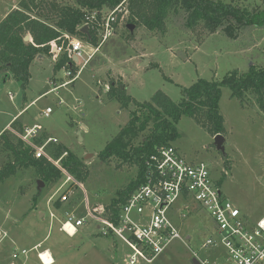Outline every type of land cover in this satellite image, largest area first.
Returning a JSON list of instances; mask_svg holds the SVG:
<instances>
[{
  "label": "rangeland",
  "instance_id": "rangeland-1",
  "mask_svg": "<svg viewBox=\"0 0 264 264\" xmlns=\"http://www.w3.org/2000/svg\"><path fill=\"white\" fill-rule=\"evenodd\" d=\"M15 1L18 4L21 0ZM222 1L242 8L264 7V0ZM13 6V0H0V20L8 13L6 8ZM127 19L128 15L120 19L116 35L73 81L66 70L54 73L56 57L33 62L31 81L25 89L0 64V132L34 102L23 112L20 122L30 123L29 126L35 122L44 131L31 144L24 143L35 150L48 138H54L58 143L47 147L48 157L54 159L50 154L52 147L63 146L82 159L88 171L84 183L68 172L78 181L75 187L83 188L73 186L69 201L59 206L50 207L47 202L61 181H42L43 186L38 189L41 179L33 168L21 169L0 184V264H42L36 251H31L27 258L22 251L32 250L47 236L39 251L50 252L53 264H125L129 247L118 237L101 236L93 224L81 228L73 238L60 231V220L67 214L86 213V197L90 209L98 205L108 207L117 192L137 176L136 166L114 160L103 163L98 158L127 126L133 111V105L123 108L118 101L108 98L105 91L110 89L111 81L123 84L137 103L150 102L159 91L179 103L183 88L199 80L221 81L229 73H247L252 66H264V28L237 31L236 38L227 37L221 30L213 35L202 30L193 32L185 26L186 14L181 12L169 17L165 36L142 27L132 35ZM83 47L88 54L92 52L84 41ZM78 68H82V63ZM11 95L15 101L10 99ZM47 108L53 110L49 117L42 115ZM220 113L225 121L224 154L217 149L209 129L192 118L181 119L180 137L172 145L188 163L209 165L215 180L222 183L223 194L251 223H256L264 218V110L254 95L247 94L241 103L230 88H223ZM89 155L93 156L87 159ZM6 157L0 145V168ZM64 191L55 196L56 201ZM185 204L183 200L178 202L176 213L170 215L182 239L175 240L153 260H141L140 264H193L195 258L208 264H231L226 251L203 247L208 239H216L209 214L193 205L194 211L183 220L178 212ZM38 213L44 214L45 219ZM51 213L57 214L53 223ZM43 259L48 262L45 256Z\"/></svg>",
  "mask_w": 264,
  "mask_h": 264
},
{
  "label": "trees",
  "instance_id": "trees-1",
  "mask_svg": "<svg viewBox=\"0 0 264 264\" xmlns=\"http://www.w3.org/2000/svg\"><path fill=\"white\" fill-rule=\"evenodd\" d=\"M123 3L128 15L127 24L161 36L167 33L169 17L181 12L186 14L185 26L193 32L202 30L213 35L221 30L227 37L236 38L243 29L264 28V7L242 8L222 0H22L19 9L0 23L2 68L25 89L31 81L33 62L39 56L52 57L54 43L65 48L55 62V72L66 70L71 73L70 80L74 79L79 68L70 56L65 35L97 45L96 30L90 27L87 35L81 32V27L92 13L113 10ZM126 15L121 13L119 18ZM28 35L32 42L25 41ZM223 88H230L234 98L241 103L247 94L254 95L264 110V66H252L247 73H229L221 81L199 80L191 87L183 88L179 103L162 91L150 102L137 103L127 94L123 84L110 82V89L105 91L108 98L118 101L123 108L133 105V111L127 126L108 143L98 158L103 163L114 160L136 166L138 172L135 180L117 192L108 211L117 216L121 206L145 183L151 157L179 139L178 124L183 117L207 127L213 137L225 136V121L220 113ZM22 133L23 129L19 128L18 134ZM16 135L6 131L0 136L1 149L7 153L6 163L0 168V184L14 177L19 170L31 168L46 184L62 183V172L46 158H36L34 149ZM66 153L67 156L62 158ZM50 154L54 160L62 158L61 166L84 183L88 171L82 159L63 146L52 147Z\"/></svg>",
  "mask_w": 264,
  "mask_h": 264
},
{
  "label": "built area",
  "instance_id": "built-area-1",
  "mask_svg": "<svg viewBox=\"0 0 264 264\" xmlns=\"http://www.w3.org/2000/svg\"><path fill=\"white\" fill-rule=\"evenodd\" d=\"M123 6L124 3L106 12L96 11L87 18L81 29L84 27L95 29L98 39L97 45L86 42L92 48L90 54L84 50L81 39L65 35L71 58L77 59L74 61L77 67L82 63V68L74 79L89 65L104 44L116 35V27L120 22L119 15L127 14ZM121 19L123 20L124 16ZM52 48L56 51V57L65 50L64 45L58 47L54 43ZM66 72L70 78L71 73ZM10 98L13 99L14 96L11 95ZM52 112V108H47L42 115L49 117ZM42 130L41 126L33 122L22 134L17 135L23 142L31 144ZM57 143L56 139L48 138L44 145L35 148L34 151L36 158H46L64 175V181L60 183L57 192L65 190L58 200L63 204L69 201L77 180L61 166L60 161L67 153L60 160L51 159L46 155L47 147ZM148 166L145 183L121 206L117 216L101 205L90 209L86 197V213L81 216L67 214L61 222V231L75 237L81 228L94 224L103 236L118 237L129 247L130 252L125 256V264H140L141 260H153L175 240L182 239L181 232L170 215L172 212L176 213V204L183 200L186 204L178 212L180 218L186 219L194 211V205L198 210L206 211L214 222L216 239H208L203 244L204 248L226 251L227 260L231 264H264V218L251 223L249 218L223 194L209 165L203 162L188 163L179 150L171 145L162 147L152 156ZM80 186L74 189H79L82 187ZM51 218L54 219L55 216L52 214ZM43 252L38 254L42 264ZM22 255L28 257L29 251H22ZM17 257L18 255L15 256ZM199 261L201 264H208L206 261ZM53 263L54 260L51 264Z\"/></svg>",
  "mask_w": 264,
  "mask_h": 264
},
{
  "label": "crops",
  "instance_id": "crops-1",
  "mask_svg": "<svg viewBox=\"0 0 264 264\" xmlns=\"http://www.w3.org/2000/svg\"><path fill=\"white\" fill-rule=\"evenodd\" d=\"M22 1V0H21ZM20 1V2H21ZM20 2L17 4L16 3V1L15 0H13V4H14V6L11 8V9H9L8 7L6 8V11L8 12L6 15H4L3 16V18H2V20H0V23L6 18V16L8 15V14H10L12 11H14V10H17V9H19V5H20ZM29 42H32V38L30 37V41ZM86 43V42H85ZM53 49V48H52ZM52 53H53V56L52 57H56V51L53 49L52 50ZM45 57H48V56H39L37 59L38 60H43V59H45ZM56 59H58V57H56ZM56 62V61H55ZM33 65V64H32ZM54 66H55V63H54ZM54 73H56L55 72V70H54ZM54 82H55V80H54ZM56 88V87H55ZM11 99V98H10ZM12 101H15V96H14V98L13 99H11ZM34 104V102H32L30 105H33ZM30 105H28L23 111H21L17 116H15L14 117V119H13V121L11 122V123H9V125H8V127H7V129L6 130H4L3 129V131L2 132H0V136L4 133V132H6V131H8V132H12V133H14V134H18V130H19V128H22L23 129V131L25 130V128L26 127H30L29 126V124L27 125V124H24V123H22V122H20V119H21V117H23V112H25V110H27L29 107H30ZM43 113V112H42ZM11 128H14V130H12ZM44 131V130H43ZM16 132V133H15ZM57 191H56V193H55V195L52 197V198H50L49 200H48V202H47V204H48V206H50V207H52L53 205H56L57 206V203H59V201H56V198H55V196L58 194L57 192H58V188L56 189ZM62 204V203H61ZM35 208V207H34ZM53 209V208H52ZM54 210V209H53ZM55 211H57V210H55ZM40 213H38V215H39ZM51 215H52V213H51ZM51 215H50V218H51ZM54 215V214H53ZM55 215H57V214H55ZM54 215V216H55ZM82 215H84V213H82ZM56 217V216H55ZM40 218L41 219H45V215L44 214H40ZM64 219V218H63ZM62 219V220H63ZM54 220H55V218L54 219H50V222L51 223H53L54 222ZM62 220H60V225H61V222H62ZM94 225V224H93ZM94 226H96V225H94ZM85 227H87V226H85ZM84 228V227H83ZM96 228H97V226H96ZM97 230H98V228H97ZM60 231H61V227H60ZM80 232V231H79ZM99 232V231H98ZM79 234V233H78ZM77 234V235H78ZM76 235V236H77ZM101 236H103L102 234H100ZM75 236V237H76ZM70 237V236H69ZM112 237H114V236H112ZM73 238V237H72ZM188 239H190V238H188ZM48 240V236L46 237V239L42 242V243H36L35 244V246L32 248V250H28L29 251V254H30V252L32 251H36L37 252V257H38V254L40 253V251H39V247H40V245L41 244H43V243H45L46 241ZM37 242V241H36ZM24 251V250H23ZM27 251V250H26ZM48 254H50V252L48 253ZM51 256H52V258H53V255L52 254H50ZM28 257H29V255H28ZM25 258H27V257H25ZM52 258H50V262H51V259ZM54 260V259H53ZM41 262V261H40ZM49 262V263H50ZM14 264V263H13Z\"/></svg>",
  "mask_w": 264,
  "mask_h": 264
},
{
  "label": "water",
  "instance_id": "water-1",
  "mask_svg": "<svg viewBox=\"0 0 264 264\" xmlns=\"http://www.w3.org/2000/svg\"><path fill=\"white\" fill-rule=\"evenodd\" d=\"M127 29H128V31L131 34H134L135 33V30H136V26L133 25V24H128L127 25ZM81 32L88 35V27H84L81 30ZM25 41L26 42H29L30 41V36L29 35L25 37ZM74 61H77V59L74 58ZM225 143H226L225 136H223V135H217V136H215V145H216L217 149L219 151H221L223 154L225 153ZM91 156H93V155H89L87 157V159H89ZM42 186H43V182L42 181H39L38 182V189H40ZM193 264H201V263H200V261L198 259L195 258V259H193Z\"/></svg>",
  "mask_w": 264,
  "mask_h": 264
},
{
  "label": "bare ground",
  "instance_id": "bare-ground-1",
  "mask_svg": "<svg viewBox=\"0 0 264 264\" xmlns=\"http://www.w3.org/2000/svg\"><path fill=\"white\" fill-rule=\"evenodd\" d=\"M49 252H43L41 255V259L43 260V263L44 264H51L52 262H53V258H52V256L50 255V254H48ZM44 256L46 257V259H48V262H46L43 258H44ZM50 258H52L51 259V262H50ZM50 262V263H49Z\"/></svg>",
  "mask_w": 264,
  "mask_h": 264
}]
</instances>
